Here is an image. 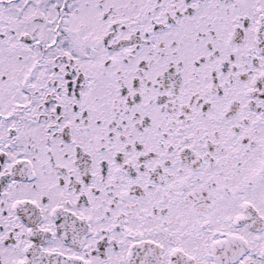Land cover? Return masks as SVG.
Instances as JSON below:
<instances>
[{"label":"snow or ice","instance_id":"1","mask_svg":"<svg viewBox=\"0 0 264 264\" xmlns=\"http://www.w3.org/2000/svg\"><path fill=\"white\" fill-rule=\"evenodd\" d=\"M0 264H264V0H0Z\"/></svg>","mask_w":264,"mask_h":264}]
</instances>
